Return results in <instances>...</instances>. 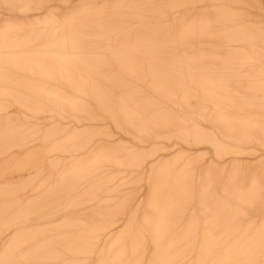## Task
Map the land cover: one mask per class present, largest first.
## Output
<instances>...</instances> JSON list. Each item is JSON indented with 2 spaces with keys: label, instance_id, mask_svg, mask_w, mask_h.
<instances>
[{
  "label": "bare ground",
  "instance_id": "1",
  "mask_svg": "<svg viewBox=\"0 0 264 264\" xmlns=\"http://www.w3.org/2000/svg\"><path fill=\"white\" fill-rule=\"evenodd\" d=\"M0 9V264H264V0Z\"/></svg>",
  "mask_w": 264,
  "mask_h": 264
},
{
  "label": "rangeland",
  "instance_id": "2",
  "mask_svg": "<svg viewBox=\"0 0 264 264\" xmlns=\"http://www.w3.org/2000/svg\"><path fill=\"white\" fill-rule=\"evenodd\" d=\"M56 6H57V5H56ZM51 7H52V5L46 6V7L43 9V11H45V10L51 8ZM11 14H14V15H16V16L19 15L18 13H11V12H9V11H6V10H3V9H0V18L6 17V16L11 15ZM33 14H40V13H39V12H33Z\"/></svg>",
  "mask_w": 264,
  "mask_h": 264
}]
</instances>
